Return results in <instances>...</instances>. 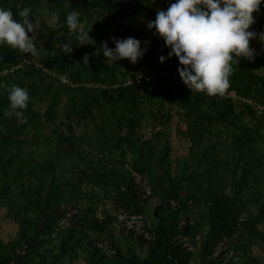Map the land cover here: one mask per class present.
Returning a JSON list of instances; mask_svg holds the SVG:
<instances>
[{"label": "rangeland", "instance_id": "obj_1", "mask_svg": "<svg viewBox=\"0 0 264 264\" xmlns=\"http://www.w3.org/2000/svg\"><path fill=\"white\" fill-rule=\"evenodd\" d=\"M174 2L8 0L17 20L20 5L39 21L40 56L0 45L16 61L0 75L30 69L27 108L35 107L25 126L24 111L18 118L0 109V260L264 264V42L252 40L254 61L235 66V97L192 93L178 59L147 28ZM70 11L92 27L89 44L69 31ZM255 16L251 30L264 32V3ZM112 37L136 38L147 51L135 64L109 61L101 43L114 48Z\"/></svg>", "mask_w": 264, "mask_h": 264}, {"label": "clouds", "instance_id": "obj_2", "mask_svg": "<svg viewBox=\"0 0 264 264\" xmlns=\"http://www.w3.org/2000/svg\"><path fill=\"white\" fill-rule=\"evenodd\" d=\"M262 3L264 0H175L166 10L157 11L155 20L148 22L147 28L154 29V34L163 39L170 49L168 58L175 56L178 59L179 76L192 93L223 98L231 87V76L240 58L253 62L257 55L251 41L258 39L264 42V32L251 30ZM17 9L19 20L11 10L0 8V45L6 44L24 54L39 57L40 52L33 40L39 21L30 22L29 7L20 9L17 5ZM50 22H59L57 13L52 14ZM66 24L69 31L77 33L79 45L93 41L89 35L92 27L85 28L79 12L70 11ZM60 26L63 27L62 24ZM111 39L114 48H109L107 41L101 43L103 56L109 61L127 59L135 64L147 51L146 47L142 49L141 41L136 38ZM62 50L72 52L71 45H63ZM92 55L99 56L100 49ZM83 60L88 64L89 55L85 54ZM159 61L165 62V57L160 56ZM8 100L10 107L4 115L23 118V111L30 100L28 90L11 85ZM22 122L26 120L22 119Z\"/></svg>", "mask_w": 264, "mask_h": 264}, {"label": "trees", "instance_id": "obj_3", "mask_svg": "<svg viewBox=\"0 0 264 264\" xmlns=\"http://www.w3.org/2000/svg\"><path fill=\"white\" fill-rule=\"evenodd\" d=\"M8 4V0H0V8H5V5ZM9 55V51L7 48H3L2 46H0V68H1V65L4 64V63H8V61H11L12 63H15L16 61H14V57H16V55H14V59L12 60V58H7V56ZM169 71V75L172 74V70H175V68L173 67H168ZM32 72L30 71V69H28L27 67H22L18 70H15L14 72H11V73H7L6 75H0V82L2 83L1 86H0V109H3V108H9L10 105H9V100H8V88L11 86V85H7V84H4L3 83L8 80V79H13L15 78L16 80V85L18 86H21L23 88H25L26 86V80L29 78L30 75ZM172 77V75H170ZM175 77H177V75L175 74V76H173L172 78L175 80ZM132 86H128L126 88H122L119 92H118V98L120 99H125L124 97V94L127 92V93H130V89H131ZM126 89H128L126 91ZM72 91V94H75V93H78L75 91V89H71ZM126 91V92H125ZM100 97L101 98H104L105 100H109V97L104 94L102 91H100L99 93ZM227 98V97H226ZM220 100V98H217ZM35 107L33 106H30L28 107L26 110H24V114H25V120L26 122H23L22 125H27V122L29 121V117L31 114H33L34 112V109ZM229 219L228 215H224L223 217V220H227ZM227 226V225H226ZM225 225H223L221 227L223 233H227L228 232V226L226 227ZM18 259V257L16 258ZM16 259H5V258H2L0 260V264H16ZM174 261L175 262H178L177 260V257L174 256ZM89 264H99V263H96L95 261H91ZM141 264H158L156 262V260L152 257V258H145L141 261Z\"/></svg>", "mask_w": 264, "mask_h": 264}, {"label": "built area", "instance_id": "obj_4", "mask_svg": "<svg viewBox=\"0 0 264 264\" xmlns=\"http://www.w3.org/2000/svg\"><path fill=\"white\" fill-rule=\"evenodd\" d=\"M51 75L53 76L54 74L51 73ZM55 76H56V78H57L61 83L65 84V85H67V86H72V85H73V83H71V82H70V81H69L64 75H55ZM92 86H93V87H100V88H103V87H104V84L94 83ZM235 96H236V95H235V91L232 90V89H229V90H228V94H227L225 97L229 98V97H235ZM241 100L250 103L248 100H246V99H244V98H242Z\"/></svg>", "mask_w": 264, "mask_h": 264}]
</instances>
